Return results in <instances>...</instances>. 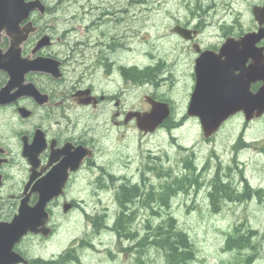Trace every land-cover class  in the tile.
<instances>
[{
    "label": "flooded vegetation",
    "instance_id": "af4514ba",
    "mask_svg": "<svg viewBox=\"0 0 264 264\" xmlns=\"http://www.w3.org/2000/svg\"><path fill=\"white\" fill-rule=\"evenodd\" d=\"M38 1L41 5L21 24L31 22L36 28L22 44L21 57L35 65L41 60L43 68L27 71L23 82L10 87L12 99L0 104V264H81V247L101 250L105 236L124 242L116 228L124 223V182L154 187V202L159 199L155 173L164 163L161 155L149 152L139 167L140 181L129 178L120 164L124 130L139 129L132 114L150 112L154 100L167 103L170 110L156 132L173 121L200 123L188 113L197 60L211 53L224 72L240 75L255 65L256 50L262 49L264 63V0H196L184 14L174 15L165 9L171 21L160 31L155 27L154 40L146 35L151 46L139 60L124 58L128 40L139 34L124 27L129 12L124 0ZM235 5L249 13L248 21L240 11L235 13ZM219 9L223 14L215 20ZM256 33L262 37L252 46L242 43ZM41 40L45 44L36 49ZM10 41L3 33V52ZM228 41L246 51L242 63L227 62L221 55ZM10 78L0 70V90ZM183 78L189 81L183 85L181 107L175 93ZM262 84L249 79L248 89L257 92ZM238 118L245 119V114L238 112L223 125ZM45 194L51 195L46 206L37 207ZM133 203L142 202L138 198ZM23 213L25 219H38L40 231L28 230L24 221H18L17 229L12 226ZM81 216L91 226L82 237L73 234Z\"/></svg>",
    "mask_w": 264,
    "mask_h": 264
},
{
    "label": "rangeland",
    "instance_id": "374dc122",
    "mask_svg": "<svg viewBox=\"0 0 264 264\" xmlns=\"http://www.w3.org/2000/svg\"><path fill=\"white\" fill-rule=\"evenodd\" d=\"M185 1L124 0V10L129 11L125 13L128 21L124 23V27L127 24V27L130 26L135 28V31H139L135 39L128 40L129 44L124 49V58L126 60L141 59L139 54L151 46L146 41V35H151L150 39L154 40V34L157 32L155 27L158 26L160 31L161 27L171 21L170 18H165L167 13L164 10H172L173 15L178 11L184 14L186 6L195 4L196 0ZM234 7H236L235 13L240 11L244 21H248L249 13L242 6ZM222 14L223 11L219 9L215 20ZM141 42L143 43L140 44ZM188 81V78L180 80L178 91L175 93L176 102L181 107L185 104L183 85ZM140 97L141 93H139V99ZM240 136L243 142L237 145ZM150 151L153 155H161L163 157L161 160L164 159L158 175L155 173V180L160 186L172 180L176 173L184 174L188 160L190 164L193 162L199 168H202L204 164L209 166L208 171L203 169L200 171L198 175L201 176L200 183L192 185L187 192L181 190V193L172 199V206L169 209L166 207L164 211L162 207L157 206V202L152 203L153 208L159 209L160 213L164 211L165 214L174 215L179 227L189 234L197 254L196 260L191 264H264V115L250 123H247L244 118L234 119L208 139L204 137L202 126L196 120H190L181 125L173 121L148 136H144L139 129L130 126L124 130V160L120 161V164L124 166V173L128 174L133 181L141 180L139 167L148 160ZM136 154L138 155L135 156ZM218 164L224 168V175L231 178L240 189L243 187L242 177L244 176L248 179L251 188L260 189V194L253 193L251 199L243 202H223L222 210L214 211L210 203L209 190L210 180ZM230 166L231 170H229ZM148 175L151 178L154 177L152 173ZM134 208L138 211L135 228L142 237L146 232L144 225L147 223V218L154 217L156 220L153 223L157 224L160 221V215H154L150 207H144L141 204ZM236 226H239L244 234H249L251 229L258 231L257 234L252 235L256 251L250 248L242 251L227 247V232ZM90 229L88 219L81 216L80 227L77 233L75 231L73 234L82 237L84 232ZM65 232V234L71 233ZM109 237H104L101 250L81 247V256L84 261L81 264L139 263L138 248L130 243L131 240L124 239L122 242L115 236ZM123 248L124 252H121ZM248 256H251L249 261L246 260ZM142 258L145 264H167L164 253L156 247H149Z\"/></svg>",
    "mask_w": 264,
    "mask_h": 264
},
{
    "label": "water",
    "instance_id": "95a60500",
    "mask_svg": "<svg viewBox=\"0 0 264 264\" xmlns=\"http://www.w3.org/2000/svg\"><path fill=\"white\" fill-rule=\"evenodd\" d=\"M39 5L41 3L38 0L32 2L0 0V44L3 33L11 39L10 47L6 52H3L0 47V70L8 72L11 77L7 86L0 90V104L12 99L9 92L10 87L15 83L23 82L27 71L43 68L40 63L41 60L38 61V65H35L27 63L21 57L22 44L36 30L31 22H27L24 26L21 24L29 17L30 12L38 8ZM254 34L247 35L242 43L246 46H252L262 37L260 33H256V37ZM44 44L45 41L41 40L36 49ZM237 46L233 41H228L223 46L221 55L226 56L227 62H243V53L246 51L239 50ZM251 52H254V49ZM261 52L262 49L256 50L255 65L251 69H242L240 75H230L224 72V68L215 62L216 57L211 53L206 52L197 60V83L188 107V113L191 116L199 117L206 138L214 135L230 116L238 112H243L247 121L264 114V63L259 58ZM249 79L263 81L257 92H251L248 89ZM21 93L27 92L22 90ZM151 104L150 112L132 114L137 116L138 127L145 133L155 131L170 113L168 104L165 102L152 100ZM44 196L45 198L37 207L46 206L47 199L51 197L49 195L47 198L46 194ZM18 221L27 222V229L30 231H40L35 225L38 219L34 215L25 219L23 213L22 218L19 219L18 217L17 222L14 221L12 224L13 227L16 226V229L19 225Z\"/></svg>",
    "mask_w": 264,
    "mask_h": 264
},
{
    "label": "trees",
    "instance_id": "16d2710c",
    "mask_svg": "<svg viewBox=\"0 0 264 264\" xmlns=\"http://www.w3.org/2000/svg\"><path fill=\"white\" fill-rule=\"evenodd\" d=\"M242 135V134H241ZM243 142L242 136H240L237 145ZM193 155V154H192ZM235 161V160H234ZM186 168L191 172L182 176H176L172 180H168L161 186L159 199L157 206L168 209L172 206V199L181 191L187 192L192 185L199 182L201 176L196 175L198 166L195 163L190 164V160L187 161ZM162 166V165H161ZM161 168V167H160ZM232 167H229L231 170ZM209 166L205 164L203 171H208ZM145 176V174H144ZM228 176V175H227ZM209 197L212 209L216 212L221 211L223 202H243L251 199L253 193H259L260 189H253L246 177H242L243 187L240 189L233 183L232 179L224 175V168L221 164H218L215 172L210 180ZM146 190V192H145ZM154 195H156V189L154 187L151 190L139 185L130 186V184L124 182V223L120 226L117 224L116 228L119 229L120 235H124V239L131 240L138 249L140 254L138 264H145V260L142 258L149 247H156L162 251L166 257L167 264H191L197 258L195 244L190 238L189 234L179 227L177 219L171 213L165 214L164 211L160 213V210L153 208ZM154 197V198H153ZM140 198V203L144 207H150L152 213L160 215V221L154 224L156 220L154 217L147 218L145 223L146 232L140 237V232L135 228V221L138 211L134 208L136 202ZM120 227V228H119ZM258 231L251 229L249 234H244L239 226L227 232L226 243L230 249H252L256 251V244L252 241V235L257 234ZM251 256H248L246 260H250ZM230 264V263H221Z\"/></svg>",
    "mask_w": 264,
    "mask_h": 264
},
{
    "label": "bare ground",
    "instance_id": "6f19581e",
    "mask_svg": "<svg viewBox=\"0 0 264 264\" xmlns=\"http://www.w3.org/2000/svg\"><path fill=\"white\" fill-rule=\"evenodd\" d=\"M120 202V201H119ZM121 203V202H120Z\"/></svg>",
    "mask_w": 264,
    "mask_h": 264
}]
</instances>
